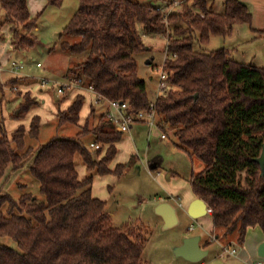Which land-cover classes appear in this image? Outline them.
<instances>
[{
    "label": "trees",
    "instance_id": "trees-1",
    "mask_svg": "<svg viewBox=\"0 0 264 264\" xmlns=\"http://www.w3.org/2000/svg\"><path fill=\"white\" fill-rule=\"evenodd\" d=\"M27 1L1 0L12 46L22 51L37 42L36 18ZM156 1L79 0L61 35L62 49L84 55L69 77L105 99L127 102L130 112L147 110L152 101L138 76L135 55L147 49L145 36L167 32V86L154 101L156 124L165 135L172 128L176 148L203 163L192 175L191 188L212 211L214 239L242 246L250 227L258 226L264 234V167L258 163L264 144V68L236 61L228 50L199 51L195 44L228 37L238 25L254 31L252 13L240 0H224L222 13L212 11V0H182L178 12L173 8L164 14ZM46 2L59 7L63 0ZM64 100L53 101L59 107ZM39 104L26 98L13 113L21 114L13 117L20 119ZM84 104L79 94L66 109H57L58 127L77 126ZM93 118L91 108L74 138L53 137L36 148L42 126L38 115L29 130L21 125L9 135L0 126V179L8 167L19 170L35 154L29 171L44 197L39 201L31 192L18 201L0 196V238L17 246L0 242V264H149L143 259L140 231L129 223L112 227L105 202L92 194L94 176L120 175L136 161L132 155L128 163L109 168L123 133L105 115L97 125ZM87 136L100 148L85 145ZM76 156L86 168L84 178L79 177ZM159 167V159L151 160L150 170Z\"/></svg>",
    "mask_w": 264,
    "mask_h": 264
},
{
    "label": "rangeland",
    "instance_id": "rangeland-1",
    "mask_svg": "<svg viewBox=\"0 0 264 264\" xmlns=\"http://www.w3.org/2000/svg\"><path fill=\"white\" fill-rule=\"evenodd\" d=\"M132 1L145 4L151 2V0ZM177 1L159 0L156 1V4L164 14H168L173 8L175 12L180 10V5L174 7ZM240 1L257 14L258 5H252L251 0ZM188 3L190 4L191 0ZM223 3L224 0H212V11L222 13ZM78 7L79 0H63L59 7L48 6L46 0H32L28 8L32 17L36 18L37 28L34 35L37 42L34 47L22 51L12 46L9 26L4 23L5 12L0 0V65L2 67L0 74V126L4 125L9 135L21 125L29 130L31 120L35 115H38L42 126L37 141L34 139L36 141L34 148L50 141L53 137L74 138L79 132L77 126L84 125L85 118L91 108L95 109L94 125L99 123V118L104 116L106 111V105L93 107L88 96L90 94L86 96V93L77 89L65 90L62 95L65 100L59 107L53 101L56 91L54 85L66 83L71 79L69 71L66 72L67 69L73 70L76 63L84 60V55L71 54L60 46L64 40V38L61 40L63 30L77 12ZM258 18L257 16L254 31L247 25H238L239 27H236V31L233 30L231 36L225 38L214 36L208 44L201 46L195 44V47L197 50L205 52L228 50L232 59L264 68V35L256 32V28L264 26H259L261 20ZM165 34L168 35L167 32ZM165 34L145 36L144 43L147 49L135 55L138 76L145 81L147 94L152 104L159 93L160 76L167 56V35ZM66 40L72 43L76 41V38H67ZM11 62L22 63L24 67L21 70H13L10 67ZM38 63L40 66H37ZM13 77L22 78L18 79L17 83H8L7 80ZM25 79L31 80L32 84L26 86ZM43 81H47V84L42 85ZM79 94L84 96L85 104L78 125L59 128L55 119L57 109H66ZM24 97L25 99L38 100L40 104L34 106L29 113H22L23 117L17 119L13 116H18L21 111L17 110L15 114L13 113L20 103L25 101ZM11 98L18 100L9 102L8 100ZM162 134L163 132L157 124L151 127L146 123L132 125V129L122 135L123 142L117 147L119 153L115 164L128 163L132 155L136 156L135 163L120 175L94 176L93 196L106 202L107 209L114 206V209L109 212L110 225L118 228L129 223L130 226L136 227L145 238L143 259L149 264H246L258 261L264 264L263 257L258 254L254 256L250 254V246L254 247L259 236L263 233H261L260 227H250L247 230L243 247L235 244H223L215 240L214 236L212 237L211 217L192 219L185 211V207L177 206V202L188 204V197L193 194L192 175L201 171L204 165L197 158H192L176 148L173 144L175 137L172 128L167 129L166 139H162ZM88 138L90 137L84 138L85 145H88L90 141ZM106 148L103 149L102 155L97 158V161L102 158ZM34 155L32 154L19 170H13L11 166L8 167L5 175L0 179V196L8 194L18 201L22 193L31 192L39 201L44 200L43 195L39 192L38 183L34 181L29 171ZM156 158L160 160V167L156 171H152L149 168L150 162ZM75 162L79 177L84 178L87 173L81 158L76 156ZM169 173L171 177L167 178ZM129 174L132 176L129 177ZM171 180L172 185L168 187L167 184ZM21 186L25 187L21 189ZM169 189L170 192L175 191V194H179V198L171 200L176 204L179 221L173 227L166 228L163 219L155 212V202L157 197L169 194ZM7 209L6 204L3 210L7 211ZM195 235L202 237V246H205L206 242H210L206 246L210 253L202 261L191 262L178 256L176 248L182 244L185 238ZM0 242L13 248L17 247L16 243L7 237L0 238ZM231 248L237 251V255H229L225 252L226 249Z\"/></svg>",
    "mask_w": 264,
    "mask_h": 264
},
{
    "label": "built area",
    "instance_id": "built-area-1",
    "mask_svg": "<svg viewBox=\"0 0 264 264\" xmlns=\"http://www.w3.org/2000/svg\"><path fill=\"white\" fill-rule=\"evenodd\" d=\"M182 0H179L176 2V5L180 4ZM37 66H40L38 63ZM11 69L13 70H21L23 69L24 65L22 63L17 62H11L10 64ZM2 73V67L0 65V74ZM166 74L162 72L160 76L159 81V93L162 90L166 88ZM47 84V81H43L42 85ZM55 91V97L59 98L62 95H64L65 90H74L77 89L82 92L91 93L95 96L94 103L99 104L101 102H104L106 105V111H105V118L112 122V124L116 127V129L121 133H127L130 131V128L134 124L139 123H146L150 127L156 125V111L154 108V103L150 105V108L147 110H140L136 112H130L129 111V104L125 101H119V100H108L103 98L101 95L96 94L93 91V88L91 86L85 85V83L82 80H76V79H69L66 83L58 84ZM157 95V96H158ZM157 98V97H156ZM162 139H166L167 136L165 134H162ZM92 149H99L100 145L97 143H91L89 145ZM182 204H180L181 206ZM211 209H207V213L211 214ZM229 248V247H228ZM225 252H227L229 255H236L237 251L234 248L226 249ZM246 264H262L260 261L257 263H246Z\"/></svg>",
    "mask_w": 264,
    "mask_h": 264
},
{
    "label": "water",
    "instance_id": "water-1",
    "mask_svg": "<svg viewBox=\"0 0 264 264\" xmlns=\"http://www.w3.org/2000/svg\"><path fill=\"white\" fill-rule=\"evenodd\" d=\"M195 97H197V95H195ZM258 163L261 167H264V144ZM207 209V204L202 199L196 198L189 205L187 214L192 219H199L207 214ZM155 212L163 219L166 228L173 227L178 223L176 209L169 202H161L158 204L155 208ZM199 242V236L185 238L182 244L176 248V254L191 262L201 261L207 255V251L202 249ZM258 255L264 257V242L261 243L258 248Z\"/></svg>",
    "mask_w": 264,
    "mask_h": 264
},
{
    "label": "crops",
    "instance_id": "crops-1",
    "mask_svg": "<svg viewBox=\"0 0 264 264\" xmlns=\"http://www.w3.org/2000/svg\"><path fill=\"white\" fill-rule=\"evenodd\" d=\"M31 1L32 0H28L27 1V3H28V6L30 5V3H31ZM251 2H252V5L254 4V5H258V7H259V10H258V12H257V14L256 13H253L250 9V11H251V13H252V27L254 28V30H255V23H256V17L258 16L259 18H258V20L260 19L261 21H260V25L259 26H264V0H251ZM258 7H256V8H258ZM30 11V10H29ZM263 19V20H262ZM236 27H239V26H235L234 27V31H236ZM233 31V32H234ZM261 31H264V27L263 28H256V32H261ZM231 36V35H230ZM70 69V68H69ZM69 69H67V71L66 72H68L69 71ZM24 82H25V84H26V86H28V85H30V84H32V81L30 80H27V79H25L24 80ZM84 93H86V96L88 95V94H90V95H88L89 97H90V99H91V101H90V104L93 106V107H96L97 105H105V103L104 102H101V103H99V104H95L94 103V99H95V96H93V94H91V93H87V92H84ZM18 99H16V100H14V99H9L8 101L9 102H14V101H17ZM20 102V101H19ZM43 102V101H42ZM6 103V102H5ZM18 104V103H17ZM17 106V105H16ZM98 107V106H97ZM135 125V124H134ZM130 129H132V126H131V128ZM123 141L121 140V141H119L118 143H116L115 144V146H116V148L119 146V144L120 143H122ZM91 143H93L92 141H89L88 142V147H89V145L91 144ZM118 153H119V150H118V148H117V153H116V155H115V158L113 159V161L111 162V164H110V168L111 169H113L117 164H115V161L118 159V158H116L117 157V155H118ZM129 160H130V158H129ZM128 160V161H129ZM149 168H150V166H149ZM86 169V168H85ZM129 177L130 176H132V174H129L128 175ZM171 177V174L169 173L168 175H167V178H170ZM167 180V179H166ZM171 182H172V180L170 181V183H168L167 184V186L168 187H170L172 184H171ZM92 186H93V183H92ZM172 188V187H171ZM169 191V194L168 193H166V195H164V196H159V197H157V199H156V202H155V204H156V206L158 205V204H160L161 202H169L172 206H174V208L176 209V214H177V218H178V221H179V214H178V210H177V207H176V204L175 203H172L171 202V200L172 199H177V198H179V194H175L176 192L175 191H172V192H170L171 190L169 189L168 190ZM93 194V193H92ZM189 198V202H188V204L187 205H185V202L183 203L182 202V200H181V206H180V204L177 202V206L178 207H185V211H187V209H188V207H189V205L191 204V202L193 201V200H195L196 199V197L192 194V196L191 197H188ZM181 199V198H180ZM105 204H106V202H105ZM112 209H114V206H112L111 208H109V209H107V204H106V210H107V212L109 213V212H111V210ZM110 214V213H109ZM206 216H209V217H211V214H209V213H207L205 216H203V217H206ZM162 219V218H161ZM202 219V218H201ZM258 227V226H257ZM261 233H262V231H261ZM215 235V233H214V228H213V233H212V237ZM195 236H199V235H195ZM200 237V246L202 247V249H204V250H206L207 251V255L204 257V258H206L208 255H209V248L208 247H206V246H202V237L201 236H199ZM264 242V234L262 233L260 236H259V238H258V240H257V244L254 246V247H251L250 246V254H252V256H254V255H256V254H258V248H259V246H260V244L261 243H263ZM180 246V245H179ZM243 247V246H242ZM237 255V254H236ZM259 256V255H258ZM203 258V259H204ZM264 258V257H263ZM202 259V260H203ZM201 260V261H202Z\"/></svg>",
    "mask_w": 264,
    "mask_h": 264
}]
</instances>
